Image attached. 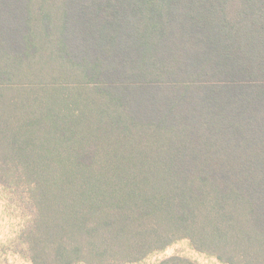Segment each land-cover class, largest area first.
<instances>
[{
    "label": "trees",
    "instance_id": "16d2710c",
    "mask_svg": "<svg viewBox=\"0 0 264 264\" xmlns=\"http://www.w3.org/2000/svg\"><path fill=\"white\" fill-rule=\"evenodd\" d=\"M0 190L31 264H264V0H0Z\"/></svg>",
    "mask_w": 264,
    "mask_h": 264
},
{
    "label": "rangeland",
    "instance_id": "374dc122",
    "mask_svg": "<svg viewBox=\"0 0 264 264\" xmlns=\"http://www.w3.org/2000/svg\"><path fill=\"white\" fill-rule=\"evenodd\" d=\"M0 190V264H31L15 245L22 218ZM170 257H182L194 264H220L214 258L195 252L187 241H179L136 264H158Z\"/></svg>",
    "mask_w": 264,
    "mask_h": 264
}]
</instances>
